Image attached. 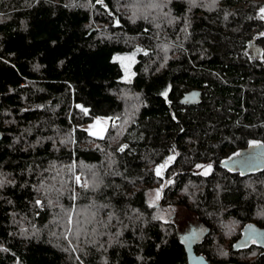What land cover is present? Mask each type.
<instances>
[{"label": "trees", "instance_id": "obj_1", "mask_svg": "<svg viewBox=\"0 0 264 264\" xmlns=\"http://www.w3.org/2000/svg\"><path fill=\"white\" fill-rule=\"evenodd\" d=\"M263 8L0 0V264H186L164 207L205 226L192 249L210 263L264 264L257 244L232 249L246 225L264 228V166L219 165L264 147Z\"/></svg>", "mask_w": 264, "mask_h": 264}, {"label": "rangeland", "instance_id": "obj_2", "mask_svg": "<svg viewBox=\"0 0 264 264\" xmlns=\"http://www.w3.org/2000/svg\"><path fill=\"white\" fill-rule=\"evenodd\" d=\"M264 9V8H263ZM262 15L264 18V11H262ZM250 54L253 57L257 56V51L254 46L250 47L249 50ZM118 59L123 65L124 68V80H129L132 75V65L135 60L134 54H126V55H119ZM110 122V117L107 116H99L94 118L91 122L87 123L84 127L94 136H102L105 132L108 124ZM172 158V159H170ZM174 160V155L171 154L167 157V159L162 162L156 169L157 173L160 175H164V170L169 166V164ZM209 166H211L209 168ZM212 168L210 163H204L193 167L192 171L195 173H207ZM169 182V179H164L162 186L166 185ZM148 202L151 205H156L160 202L161 199V190L160 188H154L148 191L147 193ZM163 219H168L170 217H175V221L177 223V229L179 235L182 238L184 243L185 250L192 249L193 244L198 240V236L200 231H204V225L199 222L194 215L189 213L182 207H177L175 212L172 211L170 207L162 208L160 214ZM196 233V234H195ZM192 234V236H191Z\"/></svg>", "mask_w": 264, "mask_h": 264}, {"label": "water", "instance_id": "obj_3", "mask_svg": "<svg viewBox=\"0 0 264 264\" xmlns=\"http://www.w3.org/2000/svg\"><path fill=\"white\" fill-rule=\"evenodd\" d=\"M2 132L0 131V141L2 140ZM221 168L237 171L255 169L264 166V147L262 145H252L246 149L239 151L237 154L221 161ZM233 171V170H232ZM239 171V170H238ZM264 234L263 227L246 225L244 227L241 238L233 245V250L239 247L247 246L252 238H258ZM187 264H238L235 262L210 263L204 256L197 254L193 249L186 252Z\"/></svg>", "mask_w": 264, "mask_h": 264}, {"label": "flooded vegetation", "instance_id": "obj_4", "mask_svg": "<svg viewBox=\"0 0 264 264\" xmlns=\"http://www.w3.org/2000/svg\"><path fill=\"white\" fill-rule=\"evenodd\" d=\"M249 169H252V168H249ZM230 170H233L234 171V169H230ZM239 171L241 170V168L240 169H238ZM237 170V171H238ZM242 171H244V170H242ZM205 227V226H204ZM204 233H205V230L204 231H200V233H199V238H198V240L195 242V243H197L200 239H201V237L204 235ZM196 234V233H195ZM191 236H192V234H191ZM242 236V235H241ZM241 238V237H240ZM194 243V244H195ZM193 244V245H194ZM251 244H257V245H259L261 248H262V253H264V234H262L261 236H259L258 238H252L250 241H249V244L247 245V246H249V245H251ZM247 246H243V247H247ZM192 248H193V246H192ZM240 248V247H239ZM232 249H233V246H232ZM238 249V248H237ZM236 249V250H237ZM194 250V249H193ZM195 251V250H194ZM235 251V250H234ZM196 252V251H195ZM197 253V252H196ZM198 254V253H197ZM187 264V263H186Z\"/></svg>", "mask_w": 264, "mask_h": 264}, {"label": "snow or ice", "instance_id": "obj_5", "mask_svg": "<svg viewBox=\"0 0 264 264\" xmlns=\"http://www.w3.org/2000/svg\"><path fill=\"white\" fill-rule=\"evenodd\" d=\"M262 11H264V9H262ZM165 95H167V93H165ZM254 143V142H253ZM170 159H172V158H170ZM211 166H209V168H210ZM159 174V173H158ZM77 180H79V177H77ZM37 203H40L39 201H37Z\"/></svg>", "mask_w": 264, "mask_h": 264}]
</instances>
